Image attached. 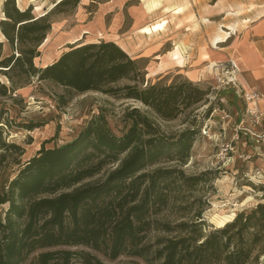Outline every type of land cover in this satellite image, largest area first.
<instances>
[{
	"label": "trees",
	"instance_id": "16d2710c",
	"mask_svg": "<svg viewBox=\"0 0 264 264\" xmlns=\"http://www.w3.org/2000/svg\"><path fill=\"white\" fill-rule=\"evenodd\" d=\"M81 1L60 0L37 17L32 5L21 11L16 0H6L1 31L20 56L3 58L0 50V74H13L12 82L13 77L24 75L69 93L96 92L133 100L146 111L128 110L125 117L130 125L121 137L112 132L101 112L72 142L54 149L43 147L14 179L2 184L0 205L9 204V209L0 217V264H105L101 257L115 261L123 256L149 264L220 260L245 264L249 253L239 248L230 251L231 234L242 220L240 230L248 228L256 215H264V204L238 214L235 222L209 235L201 231L203 222L194 220L178 226L187 231L185 236L148 241L152 228L172 231L170 225L150 218L170 202L177 203L182 187L193 188L200 180L186 177L180 169L187 164L199 134L197 125L169 137L152 115L167 122L190 116L196 106L209 102V89L181 75L172 83L162 76L156 82L147 81L148 59H133L115 42L105 40L74 44L52 64L36 67L54 14L74 10ZM0 93H7L5 85ZM2 134L0 122V150L5 149L0 167L8 152L21 149L3 142ZM176 179L183 184L179 190L170 189ZM77 247L84 250H72Z\"/></svg>",
	"mask_w": 264,
	"mask_h": 264
},
{
	"label": "rangeland",
	"instance_id": "374dc122",
	"mask_svg": "<svg viewBox=\"0 0 264 264\" xmlns=\"http://www.w3.org/2000/svg\"><path fill=\"white\" fill-rule=\"evenodd\" d=\"M59 1H37L33 14L37 17L45 15ZM5 2L6 0H0V21L4 19ZM105 2L107 1L84 0L86 7L81 2L74 10L66 9L64 12L55 13L54 27L52 26L47 39L39 47L41 56L35 59L36 67L45 68L60 51L63 53L68 51L72 46H67L68 41L73 44H87V41L95 43L108 39L105 38L107 37L105 27L108 26L106 27L108 34L115 33L116 17L121 12L123 14L121 17L125 21L122 30L125 31L131 24L127 10L138 5V1L131 0L120 9H116L115 4L111 2L108 4L109 10L101 12ZM198 4L203 5L205 15L202 31L204 43L201 45L200 54L206 57L211 50L219 52L224 51L221 48H227L230 60L221 64L234 61L238 65L240 88L238 90L221 88L216 80L214 67L209 68L200 77V82L192 81L210 90L209 102L196 106L190 116L174 121H162L152 115L154 121L169 137H176L182 131L197 125L199 134L190 150L187 164L180 169L186 177H200V180L193 188L180 189L183 184L180 179L171 183L170 189H180L179 200L175 204L170 202L169 207L150 219L160 225H170L172 231L152 228L148 232L150 243H154L158 237L185 236L187 231L178 226L182 223L190 224L194 220L197 223L202 221L201 231L209 235L235 222L238 214L264 204V83L253 81L250 76L252 70L248 64L251 59L258 57L264 69V0H198ZM212 5L219 13L226 11L227 20L219 17V21L212 25L206 19L207 15H210L207 9H212ZM45 6L47 10L43 11ZM150 6H147L148 10ZM106 13L108 14L105 17ZM102 15L104 19L101 18ZM89 21H92L93 26L83 27ZM224 32L228 35L226 36ZM159 33L154 34L152 39L151 36H147L142 47L163 40ZM218 37L221 39L215 41ZM0 41H4L0 49L3 58L12 54L15 58L20 56L17 47L13 48L3 38L1 25ZM165 50L172 49L168 45L159 54H163ZM169 56L183 65L182 50L179 46L171 51ZM163 61L165 60H161ZM159 62L160 58L149 61L147 81L156 82L162 76L172 83L179 75L190 80L177 69L158 76L157 72L163 69L159 67ZM10 76L13 74H0V89L3 85L7 87L6 94L0 93L2 139L6 144H16L21 149L8 152L10 156L0 167V187L6 181L14 179L19 170L24 168L26 161L36 156L43 147L54 149L72 142L87 123L101 112L105 114L112 132L121 137L130 125L125 117L128 110L139 108L146 111L141 103L133 100L96 92L69 93L61 86L39 82L37 77L28 78L24 75L13 77L12 82ZM244 91L259 93L258 110L251 109L252 105L244 99ZM1 153H5V149L0 150ZM8 209L9 204L0 205L1 218L5 217ZM198 214H201V219L197 217ZM243 223L245 219L238 223L231 234L234 237L230 251L239 248L246 254L249 253L245 264H264V215H256L251 219L248 228L240 230ZM72 250L84 248L77 247ZM101 258L105 264H149L141 258L128 256L115 261ZM212 264L226 263L220 260Z\"/></svg>",
	"mask_w": 264,
	"mask_h": 264
},
{
	"label": "crops",
	"instance_id": "0c3cea01",
	"mask_svg": "<svg viewBox=\"0 0 264 264\" xmlns=\"http://www.w3.org/2000/svg\"><path fill=\"white\" fill-rule=\"evenodd\" d=\"M40 0H16L17 7L24 11L29 6L36 8V2ZM105 7H101V12L103 10H109L108 8L111 2L115 4L116 9H120L125 3L131 0H106ZM138 5L131 6L127 13L131 19L130 26L123 31L124 20L121 17V13L116 17V32L108 34L107 28L105 27L106 35L108 39L106 41L115 42L120 46L131 58L141 59L146 58L149 61H152L156 58H160L159 67L163 69L157 72L159 75H165L173 70H178L183 72V74L189 78L191 81L200 82V77L203 76L204 71L209 68H213L218 63H225L230 60V53L226 51L227 48H221L224 51H213L207 53L206 57H203L202 53V44L204 43V32L203 31V18H204V8L203 5L198 4V0H137ZM84 7L87 6L84 3V0L81 1ZM155 3L157 7L154 9L148 10L147 6ZM158 3V4H157ZM146 4V5H145ZM103 5V6H104ZM184 7L185 10L183 13L175 14L174 11L177 8ZM215 6H211L212 9H207L210 15H207L206 19L213 25L215 21H219V17L227 20L228 16L225 13L226 11L219 13ZM47 10V7H43V11ZM122 10V9H121ZM119 11V10H118ZM117 11V12H118ZM108 12V11H107ZM112 12V11H110ZM101 14V13H100ZM108 13L104 14L106 17ZM123 15V14H122ZM102 15L101 18L104 19ZM106 19V18H105ZM166 21L167 25L163 34H160L163 37V40L154 42L149 46L142 47L144 41H146L147 36L140 33V29L145 26L160 22ZM101 22V21H100ZM106 23V21H105ZM179 24V26H178ZM54 25V24H53ZM92 21H89L87 24L83 25L85 28H91ZM54 27V26H53ZM213 28V26H211ZM86 32V31H85ZM84 32V33H85ZM138 32V33H137ZM213 33V31H212ZM156 34V33H154ZM154 34L151 35L154 37ZM164 35V36H163ZM109 36V37H108ZM214 37V36H213ZM5 39V37L3 36ZM104 39V34L103 37ZM6 40V39H5ZM1 43L4 41H0ZM91 43L90 41H87ZM220 44V43H218ZM74 45L73 42H67V46ZM172 50H165L163 54H159L163 49L168 46ZM195 45V46H194ZM180 47L182 50V60L183 65H180L173 60L169 54L171 51L175 50L176 47ZM63 51H60L58 55L53 57V60L46 64L50 65L60 58ZM158 56V57H157ZM203 57V58H202ZM161 60H165L161 62ZM249 66L252 70V75H250L255 82L264 83V69L262 68L263 63L257 57L256 59H251L249 61ZM24 90V89H22ZM24 92V91H21Z\"/></svg>",
	"mask_w": 264,
	"mask_h": 264
},
{
	"label": "built area",
	"instance_id": "2783aa9c",
	"mask_svg": "<svg viewBox=\"0 0 264 264\" xmlns=\"http://www.w3.org/2000/svg\"><path fill=\"white\" fill-rule=\"evenodd\" d=\"M215 77L221 88H233L238 90L240 88L239 83V74L240 69L234 61H230L227 64H217L214 66ZM244 99L248 104L252 105L251 109H256L258 102L260 101V95L256 91H244ZM254 111L256 114L257 111Z\"/></svg>",
	"mask_w": 264,
	"mask_h": 264
},
{
	"label": "bare ground",
	"instance_id": "6f19581e",
	"mask_svg": "<svg viewBox=\"0 0 264 264\" xmlns=\"http://www.w3.org/2000/svg\"><path fill=\"white\" fill-rule=\"evenodd\" d=\"M158 4V3H157ZM158 6V5H157ZM155 3H151V6H150V10L151 9H154L155 7H157ZM148 8V7H147ZM185 10L184 7H181V8H177L175 9L174 13L175 14H180V13H183ZM166 25H167V22L166 21H160V22H157V23H154V24H151V25H148V26H145L143 27L142 29H140V33L144 34V35H153L154 33H159V32H163L166 28ZM225 35L227 36L228 33L227 32H224ZM221 38L218 37L215 39V41H219ZM224 39V38H223ZM221 42V41H220ZM177 59V58H176Z\"/></svg>",
	"mask_w": 264,
	"mask_h": 264
}]
</instances>
